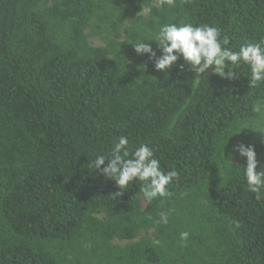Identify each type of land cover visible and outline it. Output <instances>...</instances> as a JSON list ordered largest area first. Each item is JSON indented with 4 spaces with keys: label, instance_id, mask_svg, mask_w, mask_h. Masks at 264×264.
Returning <instances> with one entry per match:
<instances>
[{
    "label": "trees",
    "instance_id": "obj_1",
    "mask_svg": "<svg viewBox=\"0 0 264 264\" xmlns=\"http://www.w3.org/2000/svg\"><path fill=\"white\" fill-rule=\"evenodd\" d=\"M170 22L238 50L264 39V0H0V264H264V199L230 155L252 144L264 171V83L243 64L156 70L132 43L159 56L147 37ZM119 136L179 173L170 195L148 202L135 181L113 200L91 162Z\"/></svg>",
    "mask_w": 264,
    "mask_h": 264
},
{
    "label": "clouds",
    "instance_id": "obj_2",
    "mask_svg": "<svg viewBox=\"0 0 264 264\" xmlns=\"http://www.w3.org/2000/svg\"><path fill=\"white\" fill-rule=\"evenodd\" d=\"M167 2L171 4L172 0ZM150 11L144 10L145 13ZM221 35V29L216 26L170 22L160 25L158 31L147 37V41L156 43L160 50L159 56L144 39L132 44L137 54H147L149 59L154 60V67L159 71L169 69L182 58L184 63L180 65L181 70L185 65L189 66L197 74V80H201V74L209 69L216 76L234 79L236 78L234 69L243 64L248 69L251 88L264 83V39L258 43L241 44L238 50H233L228 46L229 38L227 36L221 38ZM255 110L259 111V107L257 106ZM237 154L241 158H246V166L242 167L246 190L254 193L257 201L264 199V171H257L255 146L240 142L233 147L230 155ZM91 166L99 170L106 179L115 182L119 190L111 194L113 200L122 196L129 184L135 181L143 183L140 191L148 202L158 197H167L170 195L169 186L179 177L175 169L167 171L161 169L159 158L148 144L132 145L127 136L117 137L111 149L105 154L97 155ZM169 215L170 212L161 211L157 223L166 225ZM234 223L237 228L240 227L239 222ZM188 237L189 232L180 233L181 241H186ZM153 243L159 245L160 241L155 240Z\"/></svg>",
    "mask_w": 264,
    "mask_h": 264
},
{
    "label": "rangeland",
    "instance_id": "obj_3",
    "mask_svg": "<svg viewBox=\"0 0 264 264\" xmlns=\"http://www.w3.org/2000/svg\"><path fill=\"white\" fill-rule=\"evenodd\" d=\"M88 41L89 43L95 46L105 45V38H103L102 36L90 35L88 38ZM140 203H141V206H144L143 200H141Z\"/></svg>",
    "mask_w": 264,
    "mask_h": 264
}]
</instances>
